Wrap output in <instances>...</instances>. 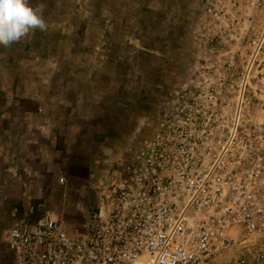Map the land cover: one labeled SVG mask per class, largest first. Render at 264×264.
Here are the masks:
<instances>
[{
    "label": "rangeland",
    "instance_id": "rangeland-1",
    "mask_svg": "<svg viewBox=\"0 0 264 264\" xmlns=\"http://www.w3.org/2000/svg\"><path fill=\"white\" fill-rule=\"evenodd\" d=\"M28 3L43 6L48 27L11 47L0 45V127L13 122L15 107L26 111L35 93L50 98L55 131L51 141L34 145L46 159L34 170L39 179L30 178L35 160L10 166L0 161V174L6 173L0 181L1 264L10 261L6 232L21 220L49 213L69 233L86 232L98 201L94 179L107 181L112 166H121L139 142L152 139L171 91H203L221 78H236L253 43L264 53V0ZM260 74L264 80V70ZM239 254L230 252L218 264H239Z\"/></svg>",
    "mask_w": 264,
    "mask_h": 264
},
{
    "label": "built area",
    "instance_id": "built-area-1",
    "mask_svg": "<svg viewBox=\"0 0 264 264\" xmlns=\"http://www.w3.org/2000/svg\"><path fill=\"white\" fill-rule=\"evenodd\" d=\"M252 45L236 78L169 93L152 139L94 179L85 233L49 213L21 220L6 232L9 264H218L233 251L239 264L263 260L264 53Z\"/></svg>",
    "mask_w": 264,
    "mask_h": 264
},
{
    "label": "crops",
    "instance_id": "crops-1",
    "mask_svg": "<svg viewBox=\"0 0 264 264\" xmlns=\"http://www.w3.org/2000/svg\"><path fill=\"white\" fill-rule=\"evenodd\" d=\"M38 93L40 96V92ZM33 95L26 101V111L19 113L21 110L20 106L18 108L15 107L12 110L15 114L12 117L13 122H9L10 124L5 127L2 124L0 127V149L5 151L4 154H1L0 161L10 166L14 163H31L35 160L36 163L33 164L30 171L32 174V176L30 175L31 180L39 179L40 175H36L34 170L35 168L40 169L46 163L44 156L40 155L39 151L36 152V149H33L34 145L37 142L41 144L48 140L51 141V133L55 131L53 129L54 126L50 125L48 116L52 108L50 98H40ZM14 106H18V104ZM19 141H23L22 143L25 142L26 144H19ZM29 148H32V150H29ZM4 172L0 174V181L6 179V176H4L6 173Z\"/></svg>",
    "mask_w": 264,
    "mask_h": 264
},
{
    "label": "clouds",
    "instance_id": "clouds-1",
    "mask_svg": "<svg viewBox=\"0 0 264 264\" xmlns=\"http://www.w3.org/2000/svg\"><path fill=\"white\" fill-rule=\"evenodd\" d=\"M42 7L34 9L28 0H0V45L11 47L30 32H46Z\"/></svg>",
    "mask_w": 264,
    "mask_h": 264
}]
</instances>
